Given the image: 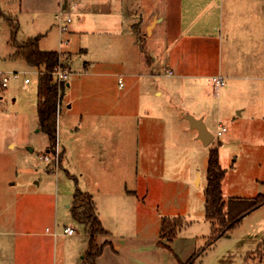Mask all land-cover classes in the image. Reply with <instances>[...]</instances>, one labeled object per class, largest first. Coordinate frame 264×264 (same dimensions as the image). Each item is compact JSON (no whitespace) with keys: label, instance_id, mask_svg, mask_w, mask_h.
<instances>
[{"label":"rangeland","instance_id":"rangeland-1","mask_svg":"<svg viewBox=\"0 0 264 264\" xmlns=\"http://www.w3.org/2000/svg\"><path fill=\"white\" fill-rule=\"evenodd\" d=\"M56 1L0 0V9L3 13L11 15L13 19L12 23L0 13V73L16 71L19 74L16 78L12 77L6 87L1 86L0 83V189L12 184L21 192L24 191V194H30L29 224H35L39 232L47 234L49 238L45 237L46 243L51 242L56 264H70L72 258L66 250L71 249L72 246L78 248L80 243L87 245L88 239L86 225L77 221L71 213V208L66 206L72 201L74 189L79 183L80 173L77 169H83L81 161H84L85 157L81 160L75 158L74 154L78 153L76 150L78 138L76 139V135L68 130L62 131V140L67 143V150L62 155L64 168L56 169L50 161L43 158L45 154L51 156V153L47 151L49 138L39 127L36 111L38 82L36 71L38 70L30 66L22 57L14 58L7 56V53L15 50V45H12L13 40L15 43L24 42L27 37L37 33L44 34L40 40V48L62 50V61L70 70L67 79L70 85L66 84L67 81L62 84L60 91L62 105L58 110L57 130L58 125L60 124L61 128L68 119L71 121L70 125L74 123L78 125L79 111L88 103V98L97 100L98 107L103 108L104 113L111 115L112 112L107 109H118L116 103L121 94H126L129 99L131 96L136 97L137 80L135 77H126L123 70L130 66L135 68L137 63L133 61L125 64L132 56L116 45L118 33H108L104 29H95L92 32L91 16L82 8L69 11L71 21L68 30L61 32L55 16ZM69 1L73 2V0ZM77 1L82 4L88 2V0ZM167 1L169 4L165 5ZM124 4L132 13L144 12L154 5L173 11L179 6L182 7L180 0H124ZM254 16L257 23L258 13L255 12ZM262 16L264 25V13ZM140 28L141 42L145 46L151 38L146 34L143 25L140 24ZM208 30L210 35L207 41L213 49V56L217 58L218 37L221 31L215 30L212 26ZM12 33L15 35L12 36ZM64 40H67V43H64ZM113 45L116 47L110 49ZM110 60L116 62L110 63ZM114 73L122 76L123 87L119 86ZM208 76L197 78L207 91L206 95L200 98L207 103L206 126L214 134L207 146L201 145L199 140L195 145L192 144L194 141L181 127H166L168 140L164 136L163 127L156 124L149 129L148 134L151 135H144L147 133L145 122L148 118L140 113L139 117L142 120L140 137L143 134L146 138L145 146L149 153H153V158L147 159L144 165L143 160H139L141 188L143 190L147 188L149 192L144 197L143 216L141 222L137 224V231L154 235L159 233L162 216L180 217L183 221L179 228L181 233L194 238L196 247L206 246L195 264H241L243 261H240V256L242 259L247 256L245 264H264V203L253 208L244 215L242 222L209 245L206 242L212 235V221L204 215L208 151L213 146H218L219 161L225 169L222 180L224 201H228L229 198L253 200L257 195L264 193L262 183L264 118L260 117L264 116V79L237 80V84L243 88L236 90L233 86H229L226 79L223 85L218 86L209 81ZM24 77L30 79L28 84L23 83ZM258 89L262 93H258ZM70 99L73 100V106L68 109L66 100ZM91 104H95L94 101L91 100ZM240 107H244V114L233 119L236 109ZM218 108L220 111L217 112ZM102 117L107 122V126L101 128L111 130L109 124L115 125L117 119L107 115ZM218 118L226 128L221 135H217ZM252 118L259 119L253 121ZM250 120L251 122H248ZM135 131L139 134L138 128ZM111 132L112 135L114 132L113 130ZM173 132L175 142L170 136ZM83 134H80L79 141L83 140ZM234 136L239 137L238 143L230 140ZM155 140L157 141L154 142ZM199 176L198 182L196 178ZM41 193L44 200L49 197L52 202L37 205ZM24 194L18 195V204L13 211L21 220H26L28 214L25 212L24 218L21 215L25 202L23 199L27 198ZM55 194L58 207L53 219ZM189 194L190 200H193L192 206L187 205ZM5 202L6 204L1 206L0 213L8 214L9 203ZM246 207L245 205L240 212ZM66 225L75 228V232L71 235L64 233L63 228ZM55 228L59 234L52 237L51 232ZM98 235L104 234L99 233L96 236ZM19 237V235L16 237L14 253L9 255L11 260L14 257L15 262L19 256L17 252L20 249L19 245L23 243L19 242ZM39 237L40 235L37 238ZM30 238L32 236H25L24 242ZM259 242H261L260 252L256 250ZM35 245L36 242L32 239L30 247L34 248ZM4 247L2 248L4 251L10 248L7 244H4ZM246 250L252 251L246 254ZM75 257L78 259L77 264H80V256L75 253Z\"/></svg>","mask_w":264,"mask_h":264},{"label":"crops","instance_id":"crops-1","mask_svg":"<svg viewBox=\"0 0 264 264\" xmlns=\"http://www.w3.org/2000/svg\"><path fill=\"white\" fill-rule=\"evenodd\" d=\"M180 2L182 7L179 6L175 11L154 5L144 12L132 13L127 10L124 0H88L85 4L77 0L56 1V12L60 8H65L67 12L80 8L89 12L92 32L95 29H104L108 33H118L116 45L132 56L130 60L124 59L123 62L137 63L135 68L130 66L123 70L126 77H135L137 80L136 97L131 96L129 99L126 94H121L116 103L118 109H107L112 112L111 115L104 113L103 108L98 107L97 100L91 98L95 103L92 105L88 98L89 104L83 105L79 111L78 125L75 123L70 125L69 119L61 128L60 124L58 125L56 145L61 152V158L57 168H64L62 155L67 150V143L62 140V131L69 130L76 135V139L78 138L76 146L78 153L74 154L75 158L81 160L85 157V160L81 161L83 169H77L80 174L79 183L76 184L82 191L91 194L95 215L107 231L104 235L96 236V242L102 244V251L96 257L95 264H180L186 261L196 249L206 248V246L196 247V240L182 234L180 229L171 238L160 237V230L154 235L137 231V224L141 222L143 216L144 197L149 192V189L141 188L138 173L139 160H143L144 165L147 159L153 158V153H149L145 146L146 138L143 134L140 137L142 124L140 113L148 118L145 122L147 133L144 135H151L148 134L149 129L156 124L163 127L164 136L168 140L166 127H181L194 141L192 144L195 145L199 140L201 145L207 146L198 139L196 129L190 126L187 118L188 115H192L202 119L207 125V103L200 98L204 97L207 91L200 85L201 81L197 78L221 75L227 80L229 86H233L236 90L243 88L237 84V80L264 79V25L262 23L264 0H212V2L211 0H180ZM69 4L71 7L68 8ZM168 4L167 1L165 5ZM255 12L258 13L257 23ZM0 13L10 22L13 21L12 16L3 13L1 9ZM140 24L151 38L145 46L141 42ZM211 26L221 31L218 37L217 58L213 56V49L207 41L210 35L208 29ZM37 34L40 36L39 46L44 34ZM19 43L22 42L15 43L13 40L12 45H15V50ZM256 45L258 47H255ZM114 47L116 46L113 45L110 49ZM15 50L7 53V56L19 58L14 54ZM119 53H121L120 50ZM166 70H172L171 76ZM114 75L117 76V80L122 78L119 73ZM66 84L69 86L70 82L67 81ZM117 87L120 89L121 86L117 85ZM257 92L262 93L260 89ZM66 105L70 109L73 106V100H66ZM218 111L220 108L217 109ZM66 113L69 114V112ZM243 114L244 107H240L236 109L233 119L242 117ZM102 115L117 119L115 125L109 124L114 132L112 135L111 130L101 128L107 126ZM260 117L264 118V116ZM255 119L259 118L251 120L255 121ZM219 123L221 120L218 118ZM137 128L139 134L135 131ZM82 133H84L83 140L79 141ZM173 134L174 132L170 136L175 142ZM230 140L238 143L239 137L234 136ZM199 178L200 176L196 178L198 182ZM20 193L22 195L24 191L21 192L12 184L0 189V209L6 204L5 201L9 203L10 209L8 214L0 213V264H28V262L29 264H56L51 242L46 243L45 237L49 238L47 234L39 232L35 224H29L30 194H24L27 198L23 199L25 202L21 215L24 218L25 212H28L26 220H21L17 213L13 212L15 205L18 204L17 197ZM190 197L189 194L187 205L192 206L193 200H190ZM43 202L47 204L52 200L49 197L44 200L41 193L40 200L36 203L41 205ZM53 202L55 203L53 219H55L58 207L56 194ZM70 204L71 201L66 206L70 208ZM58 234L56 228L51 232L52 237ZM18 235L19 242L23 243L19 245L20 249L17 251L19 256L15 262L14 257L11 260L9 255L14 253ZM39 235L40 237L37 238ZM25 236H32V238L24 242ZM32 239L36 242L34 248L30 247ZM4 244L10 247L6 251L2 250L6 247ZM260 244L261 242L257 245V251ZM87 246L88 239L87 245L80 243L78 248L72 246L71 249L66 250L72 258L70 264H77L78 259L75 253L80 256V264H83L82 258ZM250 251L246 250V254ZM239 259L243 261L241 264H245L247 256L243 259L240 256Z\"/></svg>","mask_w":264,"mask_h":264},{"label":"trees","instance_id":"trees-1","mask_svg":"<svg viewBox=\"0 0 264 264\" xmlns=\"http://www.w3.org/2000/svg\"><path fill=\"white\" fill-rule=\"evenodd\" d=\"M12 36L14 34L12 33ZM39 34L27 38L17 44L15 55L22 57L33 68L39 71L37 82L36 111L39 127L47 134L49 146L47 150L53 152L57 142V116L61 103L62 84L58 85L49 71L59 61L58 51L41 50L38 46ZM59 103V105H58ZM61 158V154H60ZM225 169L219 161V148L211 147L208 151L206 184L204 188V213L205 217L212 221V235L207 245L224 235L229 229L241 222L244 215L253 208L264 203V193L257 195L253 200L230 199L226 202L222 195V180ZM75 180V178H74ZM264 184V180H262ZM247 206L242 212V208ZM73 217L86 225L88 231V246L83 255V264H95L96 257L102 251V244L96 242V235L106 234L95 215V207L91 194L75 187L70 204ZM183 221L180 217L164 216L160 224V237L171 238L176 235ZM217 226V228H215ZM205 247L196 249L193 254L180 264H195L196 259L202 254Z\"/></svg>","mask_w":264,"mask_h":264},{"label":"built area","instance_id":"built-area-1","mask_svg":"<svg viewBox=\"0 0 264 264\" xmlns=\"http://www.w3.org/2000/svg\"><path fill=\"white\" fill-rule=\"evenodd\" d=\"M58 21V27L59 30L61 32H66L68 30V24L71 21V16L70 13L67 12L65 10V8H60V10L57 12V14L55 15ZM0 29H1V25H0ZM64 43H67V40L63 41ZM60 54V58L59 61L56 65L53 66V68L51 69V71H49V74H51L56 82L58 83V85L63 84L65 81H67V79L69 78L70 75V70L68 68V66L62 61V57H61V52L62 51H58ZM37 73H39V71H36ZM167 74H172V70H166ZM1 74V86L6 87L9 83V80L14 77L16 78L19 74L16 71H12L9 73H0ZM208 80L213 82L215 85L221 86L224 84V78L221 75H212L208 77ZM30 82V79L28 77H24L23 79V83L24 84H28ZM118 84L119 86L123 85V81L122 78H118ZM59 105V103H58ZM226 128L223 126L222 123H219L217 126V135H221L222 132L225 130ZM214 136V134H213ZM49 152V151H48ZM51 156H49L48 154H45L43 156V158L45 160L50 161L54 167L57 169L59 162H60V151L58 150V147L56 145L55 149L53 152H50ZM64 233L67 234H73L75 232V229L71 226H66L63 229Z\"/></svg>","mask_w":264,"mask_h":264},{"label":"water","instance_id":"water-1","mask_svg":"<svg viewBox=\"0 0 264 264\" xmlns=\"http://www.w3.org/2000/svg\"><path fill=\"white\" fill-rule=\"evenodd\" d=\"M187 118L190 126L196 129L198 139H200L201 142L205 145L209 144L213 139V133L208 130L202 119L195 118L192 115H188Z\"/></svg>","mask_w":264,"mask_h":264}]
</instances>
